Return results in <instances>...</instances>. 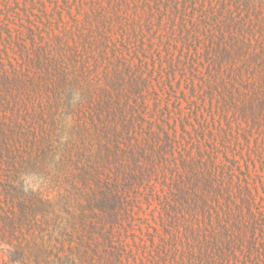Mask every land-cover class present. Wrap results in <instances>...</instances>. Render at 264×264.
I'll return each instance as SVG.
<instances>
[{
    "label": "rangeland",
    "instance_id": "1",
    "mask_svg": "<svg viewBox=\"0 0 264 264\" xmlns=\"http://www.w3.org/2000/svg\"><path fill=\"white\" fill-rule=\"evenodd\" d=\"M0 264H264V1L0 0Z\"/></svg>",
    "mask_w": 264,
    "mask_h": 264
},
{
    "label": "trees",
    "instance_id": "2",
    "mask_svg": "<svg viewBox=\"0 0 264 264\" xmlns=\"http://www.w3.org/2000/svg\"><path fill=\"white\" fill-rule=\"evenodd\" d=\"M263 1L264 0H251V2H253L255 5L261 4ZM68 69H69V67H66V71L68 73L65 74L66 75V78L64 79V88H65V90H66V87H75L76 90H78V89H81L82 90V88H77V85L75 83L76 82L75 77L69 78L71 76V74H70V72H69ZM104 123H105V121H104ZM105 133H106V136H107V140L104 143V145H106L108 147H111V145L108 142V140L110 139V135H109V133L107 131ZM117 143L119 144V142H117Z\"/></svg>",
    "mask_w": 264,
    "mask_h": 264
}]
</instances>
